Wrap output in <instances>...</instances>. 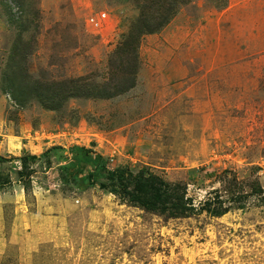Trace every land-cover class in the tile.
I'll return each mask as SVG.
<instances>
[{"label": "rangeland", "instance_id": "374dc122", "mask_svg": "<svg viewBox=\"0 0 264 264\" xmlns=\"http://www.w3.org/2000/svg\"><path fill=\"white\" fill-rule=\"evenodd\" d=\"M0 264H264V0H0Z\"/></svg>", "mask_w": 264, "mask_h": 264}, {"label": "trees", "instance_id": "16d2710c", "mask_svg": "<svg viewBox=\"0 0 264 264\" xmlns=\"http://www.w3.org/2000/svg\"><path fill=\"white\" fill-rule=\"evenodd\" d=\"M135 35L134 31L130 33V36L125 39L121 51H125L126 47L137 49L139 37H135ZM27 161L26 158L22 159V167L25 169H27ZM109 175L112 178L121 179L120 182L123 184V190H125L122 191V194L129 202L149 212L164 216L167 219H174L192 216L196 211L194 204L187 197V187L183 184L169 183L147 171L138 175L117 171L110 172ZM23 176L29 177L28 171L21 172L20 178ZM20 181L22 180L20 179ZM126 188H129L130 191ZM229 193L231 192L229 191ZM220 198L221 196L217 194L216 197H209L202 203L203 208L201 207V209L207 210L213 216L225 214L229 207H224V202Z\"/></svg>", "mask_w": 264, "mask_h": 264}, {"label": "crops", "instance_id": "0c3cea01", "mask_svg": "<svg viewBox=\"0 0 264 264\" xmlns=\"http://www.w3.org/2000/svg\"><path fill=\"white\" fill-rule=\"evenodd\" d=\"M120 1H125V0H120Z\"/></svg>", "mask_w": 264, "mask_h": 264}]
</instances>
